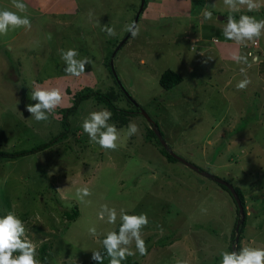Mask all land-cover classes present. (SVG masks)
Returning a JSON list of instances; mask_svg holds the SVG:
<instances>
[{
    "label": "rangeland",
    "instance_id": "374dc122",
    "mask_svg": "<svg viewBox=\"0 0 264 264\" xmlns=\"http://www.w3.org/2000/svg\"><path fill=\"white\" fill-rule=\"evenodd\" d=\"M23 3L31 31L19 28L0 36V150L44 145L33 153L0 158V217L13 212L24 221L37 251L49 243L50 264L91 259L101 244L89 235V227L105 233L119 223L98 219L104 204L118 213L120 208L128 214L147 213L150 223L143 238L148 255L134 257L140 264H220L221 251L230 245L233 221L226 190L181 161L165 160L145 139L150 125L141 113L127 120L111 119L124 132L130 121L140 131L130 138L122 132L117 150L104 152L89 143L81 125L91 111L106 105L94 97L74 105L85 88L112 92L114 80L107 64L128 34L124 26L134 21L140 0ZM4 9L18 12L11 0H0V10ZM205 9L212 12L211 21L203 20ZM247 13L264 19V6ZM229 14L223 0H148L137 20L140 35L133 39L129 34L113 67L175 154L242 190L248 215L241 248H264V36L257 49L251 43L241 47L225 40L221 30ZM104 25L114 27L117 35L108 37L101 30ZM69 48L78 50V59L94 62L85 66L86 75L65 74L58 50ZM249 50L260 62L247 70L251 83L238 90L243 65L231 54L247 55ZM165 68L183 77L171 89L159 84ZM35 85L58 88L64 98L47 121L36 122L26 110L35 103ZM118 94L117 108L126 109L127 101ZM85 186L92 192L86 198L90 203H79L76 190ZM75 207L78 216L68 220L66 212ZM168 236L173 238L170 243Z\"/></svg>",
    "mask_w": 264,
    "mask_h": 264
},
{
    "label": "clouds",
    "instance_id": "9594fccd",
    "mask_svg": "<svg viewBox=\"0 0 264 264\" xmlns=\"http://www.w3.org/2000/svg\"><path fill=\"white\" fill-rule=\"evenodd\" d=\"M11 3L19 13H25V15H19L17 11L7 9L0 10V36H6L9 31L19 28L31 31L32 23L26 14L27 5L23 3V0H11ZM223 3L230 12L221 30L225 40L233 41L241 47H247L250 43L255 44L264 36V19H257L255 16L246 14L240 15L237 19L231 14L240 12L244 7L248 12L259 11L264 6V0H223ZM202 15L204 21L213 19L210 10L205 9ZM101 30L108 37L117 35L114 27L104 25ZM124 31L130 33L133 39L137 38L140 35V25L133 21L124 26ZM214 42H217L216 38H214ZM58 51L66 65L64 72L68 76L86 75L85 66L94 63L89 57L78 59L80 54L75 48ZM249 56L252 57L251 61H249ZM231 59L236 64L243 65L240 67V73L244 78L236 84V88L245 90L251 83V79L247 76V70L253 64H258L260 58L256 55L252 56L251 53L244 55L239 51H234L231 54ZM31 100L35 103L26 105V110L36 122L47 121L50 116L55 115L56 109L64 102L58 88H45L40 85L33 87ZM112 115V112L106 107L91 111L81 125L83 132L88 136L89 143L97 144L104 152L116 151L117 142L121 138V133L124 132L123 129H117L115 123H110ZM139 131V126L130 121L124 134L130 138L138 134ZM91 195V190L86 186L76 190V199L79 203H90V201H86V198ZM97 216L100 221H104L108 225H116L118 221L119 225L118 231L113 229L105 233L98 232L95 226L89 227V235L97 239L103 249V251H92L91 259L96 264H104L105 260L108 264H124L129 257H135L137 254L141 257L148 255V248L143 238V229L150 223L147 213L128 214L124 208H120L118 213L115 207L104 204L101 205ZM158 227L162 233L163 228ZM37 256V245L28 239L25 222L13 212L0 217V264H42ZM220 256V264H264V248L261 247L244 246L239 251H221ZM177 264H187V262L177 261Z\"/></svg>",
    "mask_w": 264,
    "mask_h": 264
},
{
    "label": "trees",
    "instance_id": "16d2710c",
    "mask_svg": "<svg viewBox=\"0 0 264 264\" xmlns=\"http://www.w3.org/2000/svg\"><path fill=\"white\" fill-rule=\"evenodd\" d=\"M147 2H148V0H145L144 6L142 8V11L145 9V7L147 5ZM231 14H233L238 19L240 15H242V14H246L247 15L248 13H247V11L246 12L242 11L240 13H231ZM124 44L125 43H123L121 45V47ZM252 46H253V48L257 49L258 46H259V42L257 41V44L256 45L252 44ZM248 53H251L250 50L248 51ZM256 56H258V55H256ZM107 65L110 67V68L108 67V69H109V72H110V74H111V76H112V78L114 80V83H113V86H112L113 87L112 88L113 89L112 92H109V93L102 92L101 93L100 91H91L89 88H85V89L81 90V92H79L76 95V99L74 101V105H75V102H77V101H81V100H83L85 98H88V97H94V99L98 100V102H101V103L106 105V107L113 114L112 118H116L117 117L118 119H122V120L126 119L127 120L128 116L132 117L133 115L136 116V115L140 114V112L138 111V108L134 105L133 102H131L129 100V98L126 96L124 91L120 89V85L118 84V82H117V80L115 78V75L113 74V71L111 69L110 64H107ZM182 80H183V77L178 72L174 71L171 68H165L159 75V84L162 87H164L165 89H171L172 87H174L175 85L180 83ZM114 89L117 92V94L119 93L118 94L119 97L121 95L124 98V99L123 98H121V99L127 101L126 109H124L122 107L117 108L116 102L114 101L115 100L114 94H116V92H114ZM74 105L71 107L72 110L74 108ZM129 105H132V110H130L131 108H130ZM156 127L159 129V131H160V133L162 134V137H163L164 136L163 132L161 131V129L158 126L157 123H156ZM145 131L146 132L144 133V136H145V139L147 140V142H151V144L153 143L155 145V147H157V150L159 151V154H161V156L164 157L165 160H167L169 162L180 161L176 157H174L171 153H169V151L162 145V143L160 142L159 138L156 136V134H155L154 130L151 128V126L146 127ZM43 145L36 146L35 148L29 149V150H22V151H15V152H8V151L0 150V158L1 157L2 158H13V157L18 156V155L21 156V155H24V154H27V153H33L36 150L43 148ZM213 181L216 183V185H218L220 188H222V190H224V191L226 190L225 192L227 193V195L229 197V200H230V202H231V204L233 206L232 207L233 208V210H232L233 211V221H232V225L230 226V237H229L230 245L228 246V250L227 251H232V244H234V243H236L235 244L236 251H239L241 246H242V244H240V242H241V240L243 238L242 234H243L244 229H245L246 219H247V215H248L247 208H246V201H245L246 198H245L242 190L238 186H234L232 184V186L235 189V192L237 193V196H238V199H239V203L242 206L243 213H244V218L241 221L240 226L238 228V239L235 242V240H234L235 235H236L235 227H236L237 222L240 219L238 203H237L234 195L232 194V192L230 191V189L228 187H226L225 185H223L221 183L216 182L215 180H213ZM76 207H75V209L72 210L71 213L66 212L68 220H73V219H75L78 216V210H77ZM118 225H119V223L117 224V226H116V228L114 230L118 231ZM192 233H199L200 234V232H192ZM168 239H169L168 243H170V242H172L173 238L171 236H168ZM49 245H50L49 243L45 242L42 245H40V247H39V249L37 251L38 252V259L42 262V264H50V262H51L50 261V256H49V253H48V246ZM98 250L103 251L102 246ZM72 264H75V263H72ZM83 264H96V262L93 261L92 259H90V260L84 262ZM104 264H108L107 260H105ZM124 264H140V262H139V260L135 259L134 257H129L128 260L124 262Z\"/></svg>",
    "mask_w": 264,
    "mask_h": 264
},
{
    "label": "water",
    "instance_id": "95a60500",
    "mask_svg": "<svg viewBox=\"0 0 264 264\" xmlns=\"http://www.w3.org/2000/svg\"><path fill=\"white\" fill-rule=\"evenodd\" d=\"M144 2L145 0H140V3H139V7L136 11V14H135V17H134V21L137 22L138 20V17L140 15V12L142 11V8L144 6ZM130 33H128L117 45L116 47L114 48L112 54H111V58H110V66H111V69L113 71V74L115 75V78L118 82V84L120 85L121 89L124 91V93L126 94V96L130 99V101H132L134 103V105L138 108V111L147 119L148 123L150 124L151 128L154 130L156 136L159 138L160 142L162 143V145L169 151V153H171L174 157H176L178 160H180L181 162H183L186 166H188L189 168H191L192 170L198 172L200 175L206 177V178H209L211 180H215L216 182L218 183H221L223 185H225L226 187H228L230 189V191L232 192V194L234 195L237 203H238V206H239V214H240V219L239 221L237 222L236 224V227H235V231H236V235H235V242L237 241L238 239V228L240 226V223L241 221L243 220L244 218V213H243V209H242V206L240 205L239 203V199H238V196H237V193L235 192V189L234 187L232 186L231 183L225 181L224 179H220L218 177H216L215 175L207 172V171H204L202 169H200L198 166L186 161L183 157L175 154L170 148L169 146L167 145L166 141L164 140V138L162 137V134L160 133L159 129L156 127V125L154 124V122L152 121V119L149 117V115L144 111V109L142 108V106L137 102L135 101L131 96L130 94L128 93V91L124 88V86L122 85L119 77L117 76V74L115 73V70H114V67H113V61H114V57L118 51V49L121 47V45L125 42V40L128 38ZM235 244H232V251H236L235 249Z\"/></svg>",
    "mask_w": 264,
    "mask_h": 264
},
{
    "label": "built area",
    "instance_id": "2783aa9c",
    "mask_svg": "<svg viewBox=\"0 0 264 264\" xmlns=\"http://www.w3.org/2000/svg\"><path fill=\"white\" fill-rule=\"evenodd\" d=\"M256 44H257V42L254 45H256Z\"/></svg>",
    "mask_w": 264,
    "mask_h": 264
}]
</instances>
